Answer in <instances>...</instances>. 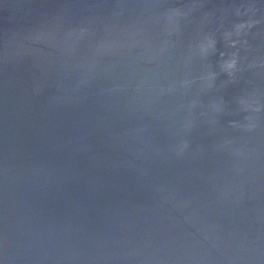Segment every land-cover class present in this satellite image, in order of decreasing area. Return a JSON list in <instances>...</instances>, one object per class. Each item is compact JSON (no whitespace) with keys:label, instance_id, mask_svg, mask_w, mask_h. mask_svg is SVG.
Segmentation results:
<instances>
[{"label":"water","instance_id":"1","mask_svg":"<svg viewBox=\"0 0 264 264\" xmlns=\"http://www.w3.org/2000/svg\"><path fill=\"white\" fill-rule=\"evenodd\" d=\"M0 264H264V0H0Z\"/></svg>","mask_w":264,"mask_h":264}]
</instances>
